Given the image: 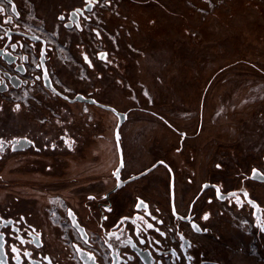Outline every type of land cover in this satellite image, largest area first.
Listing matches in <instances>:
<instances>
[{
    "label": "flooded vegetation",
    "instance_id": "af4514ba",
    "mask_svg": "<svg viewBox=\"0 0 264 264\" xmlns=\"http://www.w3.org/2000/svg\"><path fill=\"white\" fill-rule=\"evenodd\" d=\"M101 1L58 0V24L44 19L42 32L31 27L26 0H0V264H264V144L211 151L202 108L194 123L164 108L128 109L124 122L134 123L116 174L118 154L111 160L100 139L108 116L44 86L42 42L31 34L46 40L44 61L63 93L108 98L111 75L121 80L98 57L107 43L96 49L61 36L96 33L85 24ZM50 33L81 55L69 90L55 79L62 68Z\"/></svg>",
    "mask_w": 264,
    "mask_h": 264
},
{
    "label": "rangeland",
    "instance_id": "374dc122",
    "mask_svg": "<svg viewBox=\"0 0 264 264\" xmlns=\"http://www.w3.org/2000/svg\"><path fill=\"white\" fill-rule=\"evenodd\" d=\"M57 1L26 0L32 28L43 32L44 19L58 24L52 17ZM109 1L107 6L102 0L92 23L85 24L96 33L64 29L61 35L64 42L85 39L96 49L107 43L106 58L121 80L111 75L110 95L98 101L132 114L164 108L192 123L202 108L201 138L211 151L225 144L243 151L264 144V0ZM48 36L59 46L57 66L64 69L55 79L69 90L82 69L79 49L68 50L56 33ZM92 107L96 116H108L100 139L113 160L116 116ZM133 123L121 125L123 148Z\"/></svg>",
    "mask_w": 264,
    "mask_h": 264
},
{
    "label": "water",
    "instance_id": "95a60500",
    "mask_svg": "<svg viewBox=\"0 0 264 264\" xmlns=\"http://www.w3.org/2000/svg\"><path fill=\"white\" fill-rule=\"evenodd\" d=\"M71 13H72V11H71ZM69 18H70V20L74 21V23H75V25H77V27L81 28L79 21L75 17H72L70 15ZM29 37L32 41H41L42 42L40 61L42 64V69H43V84H44V86H46L47 88L52 90L54 93L58 94L59 96L63 97L64 99H67L70 102L79 101V102H86L89 104H95L97 106H100L102 108H105V109L112 111L117 116V122H116V125L114 127V139L116 141V145H117V149H118V158H119V164L115 170V173L118 174L119 170L122 168V165H123V154H122V147H121L120 127L123 124V122L126 120L127 112L118 110L117 108H115L114 106H112L110 104H104V103L98 101L95 97L86 96L85 94H83L81 92H78L74 96L71 97L68 94L63 93L62 91L58 90L52 82V78L49 75V72L47 70V67H46V64L44 61L46 40L43 37L35 35V34H31V35H29ZM103 54H104V56H103ZM106 54H107V51H105V50L99 51L98 57L105 61V60H107ZM0 253L3 254V246H2L1 241H0ZM79 255L82 256V254H80V253H79Z\"/></svg>",
    "mask_w": 264,
    "mask_h": 264
},
{
    "label": "snow or ice",
    "instance_id": "6c2138e0",
    "mask_svg": "<svg viewBox=\"0 0 264 264\" xmlns=\"http://www.w3.org/2000/svg\"><path fill=\"white\" fill-rule=\"evenodd\" d=\"M0 11H3V9H2V8H0ZM13 47H15V45H13ZM141 203H143V202H141ZM69 214L71 215V213H69ZM205 218H207V217H205ZM148 227H149V228H151V227H152V225H151V224H149V225H148ZM197 230L199 231V229H197ZM129 242H130V241H129ZM141 242L143 243V241H141ZM133 247H135V245H133ZM12 251H13V252H16V251H17V249L13 248V249H12ZM24 255H25V256H28V255H30V254H29V253H27V252H25V253H24Z\"/></svg>",
    "mask_w": 264,
    "mask_h": 264
},
{
    "label": "trees",
    "instance_id": "16d2710c",
    "mask_svg": "<svg viewBox=\"0 0 264 264\" xmlns=\"http://www.w3.org/2000/svg\"><path fill=\"white\" fill-rule=\"evenodd\" d=\"M132 2H136V0H131ZM145 0H143V2H144ZM147 2H150V1H152V0H146ZM241 61H243V62H248L247 60H241ZM236 62H238V61H236ZM232 63H230V65H231ZM229 65V64H228Z\"/></svg>",
    "mask_w": 264,
    "mask_h": 264
},
{
    "label": "crops",
    "instance_id": "0c3cea01",
    "mask_svg": "<svg viewBox=\"0 0 264 264\" xmlns=\"http://www.w3.org/2000/svg\"><path fill=\"white\" fill-rule=\"evenodd\" d=\"M128 1H129V0H126V2H128ZM138 1H139V0H138ZM136 2H137V0H136ZM157 2H160V0H157ZM157 2H155V3L157 4ZM110 20H111V19H110ZM63 70H64V69H63ZM63 70H62V71H63ZM62 71H61V72H62Z\"/></svg>",
    "mask_w": 264,
    "mask_h": 264
}]
</instances>
